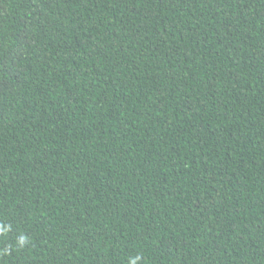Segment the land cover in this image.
Masks as SVG:
<instances>
[{
    "label": "trees",
    "instance_id": "16d2710c",
    "mask_svg": "<svg viewBox=\"0 0 264 264\" xmlns=\"http://www.w3.org/2000/svg\"><path fill=\"white\" fill-rule=\"evenodd\" d=\"M264 264V0H0V264Z\"/></svg>",
    "mask_w": 264,
    "mask_h": 264
},
{
    "label": "clouds",
    "instance_id": "9594fccd",
    "mask_svg": "<svg viewBox=\"0 0 264 264\" xmlns=\"http://www.w3.org/2000/svg\"><path fill=\"white\" fill-rule=\"evenodd\" d=\"M139 259V257H136L135 259H133L132 261H131V264H136V261Z\"/></svg>",
    "mask_w": 264,
    "mask_h": 264
}]
</instances>
